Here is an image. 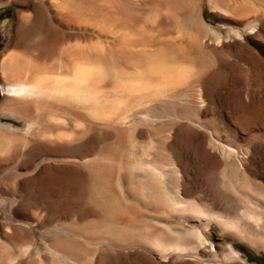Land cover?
<instances>
[{"label":"rangeland","instance_id":"rangeland-1","mask_svg":"<svg viewBox=\"0 0 264 264\" xmlns=\"http://www.w3.org/2000/svg\"><path fill=\"white\" fill-rule=\"evenodd\" d=\"M67 1L0 0L2 263L264 264V0H116L123 40L101 30L104 0ZM95 46L119 79L151 61L190 77L109 126L62 106L58 130L45 99L2 94L14 70L58 73L61 51ZM138 164L163 173L157 213ZM179 237L193 249L156 248Z\"/></svg>","mask_w":264,"mask_h":264},{"label":"bare ground","instance_id":"bare-ground-1","mask_svg":"<svg viewBox=\"0 0 264 264\" xmlns=\"http://www.w3.org/2000/svg\"><path fill=\"white\" fill-rule=\"evenodd\" d=\"M68 1L67 3H70ZM254 30L255 29L252 28L249 31L250 33H253ZM69 49H64L63 51H61V55L63 58V62H62L63 65L60 64V71L58 73H51V72L45 73L38 71V69L36 71V69L34 68L31 69L33 72L29 71L28 70L29 68L26 71H23V68L19 66V68H21L20 71L16 69L12 72V75L15 77L14 78L15 80L12 83L10 82V84L2 86L3 93L5 96H7L9 100L11 99L14 101L17 100L21 101L24 99L27 100L31 98L32 102L35 101L34 104H36L37 110L40 109V107L42 106L41 104L45 99L44 101H47L49 105L55 111H57V116L51 118L50 121L53 123L54 128H57L58 130H63L65 126V120L62 118L61 115L58 114L62 110L61 108L62 106H69L72 108L71 111L74 112L81 110L84 112L85 116L91 122L101 124L103 126H109L114 122H116L117 120H120L124 124L130 118L129 116L130 111L137 104L142 103L145 99L150 100L151 98L153 99V97L155 96L158 97V95H162L164 91L170 90L180 85L181 83L185 82L187 78L190 77L189 72L182 70L183 68H181V70L179 71H174L173 69L168 70L165 68L164 65L159 64L158 61L157 62L151 61L150 62L151 64L148 65L146 69H139V71L134 74L133 79L131 80L130 79L125 80L124 78L119 79L117 76L113 74L114 71H111L110 69H108V67H106L105 65L99 62L98 54H94L93 51H100L101 47H97V48L91 47L89 49L82 47L76 50H69ZM145 66H147L146 63ZM15 68H17V66ZM61 68H63L62 71ZM111 75H114L116 77V79L113 81L114 85L112 88L109 85L110 84L109 80L107 79ZM151 80H153V82ZM112 91L114 95H112L111 97V94H113ZM39 98L41 99V102L38 101ZM61 112H63V110ZM16 113L17 111L15 110V114ZM54 128L52 132L54 131ZM27 131H29V128L27 129ZM41 134L43 135V133ZM58 137L60 136H57L56 138ZM38 147L41 146L38 145ZM38 147L36 146L35 148L30 149L25 154L26 160L31 159L33 155H36L38 153L40 154L41 148L39 149ZM63 149L64 148H60L59 146H57V148H54L53 150L56 152V151H63ZM42 150H44V148H42ZM73 151L77 153L76 150L72 149V152ZM46 152L47 149L44 150L45 154ZM42 154L41 156H43ZM26 160L25 163L27 162ZM88 163L86 162L85 164L90 166L93 165L92 163L91 164ZM6 167L7 168L4 169V174L7 175V177L11 176L15 168L11 167L10 165H7ZM138 167L141 168L144 172H146L144 174L150 178V181L148 179H147L148 181L146 180L141 181L142 179L139 181L138 179H136L137 181H139L138 183L134 184L132 182L131 183L132 186L130 184V186L135 190L132 191L142 194V196L141 195L140 196L143 197L147 202V204L145 205L152 207L151 208L152 212L157 213L158 212L157 203L160 198L159 195H161L159 194L158 191L159 189L157 186L158 184L162 185V183H160V180L163 176V173L161 171H158V169L153 168V166L150 165L139 166L138 164ZM159 187L161 186L159 185ZM157 196L159 198H157ZM179 204L177 203L176 205L178 206ZM192 211L194 213L198 212L196 211V207H193ZM200 214L204 215V213H200ZM200 214L197 213L196 216L204 217L203 215L200 216ZM255 215L258 216L257 213H255L253 216ZM235 224L237 225L236 222ZM236 225H234V223L231 222L228 226H231L230 229H232V227H235ZM148 228L151 229V227ZM185 236H189V235L187 234ZM156 240L158 242L156 248L157 247H159L160 249L164 248V250L168 248L170 249L172 247H174V250L176 251L178 250V252L179 251L184 252L185 250L188 251L189 249H193L191 248L193 244H190L188 242L186 243L185 242L186 240L184 241V238L181 237H179L178 240L173 244L164 243V241H160L161 239L159 240V238H157ZM236 254H237L236 252H233L234 258L235 257L237 258V256H235ZM4 260H2V257L0 255V264H12L14 262L12 261L13 260L12 256L7 258V263H2L4 262Z\"/></svg>","mask_w":264,"mask_h":264},{"label":"crops","instance_id":"crops-1","mask_svg":"<svg viewBox=\"0 0 264 264\" xmlns=\"http://www.w3.org/2000/svg\"><path fill=\"white\" fill-rule=\"evenodd\" d=\"M107 4V8L108 11L106 12V18L107 21V27H105L104 29L101 28V30H105V37H107V39H111V40H117V38H119V36L117 35V33L122 34L121 35V40L124 39V30L123 27L122 28H114V24H123L124 21V16L122 13L120 12H115L113 8L116 6V0H104ZM101 27L103 26L102 24H98ZM111 26V27H110ZM95 47H102V46H95Z\"/></svg>","mask_w":264,"mask_h":264},{"label":"flooded vegetation","instance_id":"flooded-vegetation-1","mask_svg":"<svg viewBox=\"0 0 264 264\" xmlns=\"http://www.w3.org/2000/svg\"><path fill=\"white\" fill-rule=\"evenodd\" d=\"M1 91H2V94H4V93H3V89H2V86H1Z\"/></svg>","mask_w":264,"mask_h":264}]
</instances>
